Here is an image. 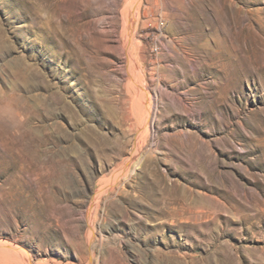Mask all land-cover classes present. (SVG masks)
I'll return each mask as SVG.
<instances>
[{"label":"rangeland","instance_id":"rangeland-1","mask_svg":"<svg viewBox=\"0 0 264 264\" xmlns=\"http://www.w3.org/2000/svg\"><path fill=\"white\" fill-rule=\"evenodd\" d=\"M0 242L264 264V0H0Z\"/></svg>","mask_w":264,"mask_h":264},{"label":"bare ground","instance_id":"bare-ground-1","mask_svg":"<svg viewBox=\"0 0 264 264\" xmlns=\"http://www.w3.org/2000/svg\"><path fill=\"white\" fill-rule=\"evenodd\" d=\"M153 116V114H152V110L149 108V107H147V117H152ZM147 117H146V119H147ZM144 123V122H143ZM148 122L145 120V123H144V125L145 124H147ZM143 125V126H144ZM127 164V163H126ZM126 164H125V167H126ZM129 164V163H128ZM122 167V166H121ZM123 167H124V165H123ZM124 167V168H125ZM122 173H123V170L122 171H120V173L118 174V176H120V175H122ZM119 180V179H118ZM114 182V181H113ZM112 184V182H110V183H107V185H105V187L104 188H107V186H109V185H111ZM103 188V189H104ZM0 252H2V253H5V256L6 255H13V256H18L19 254H20V250H15V249H12V248H9L7 245H6V243H3V242H0ZM23 256H24V254H23Z\"/></svg>","mask_w":264,"mask_h":264}]
</instances>
